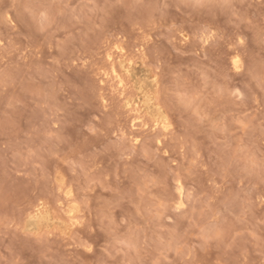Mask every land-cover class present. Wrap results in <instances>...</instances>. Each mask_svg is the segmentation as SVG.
Instances as JSON below:
<instances>
[{"label": "rangeland", "instance_id": "374dc122", "mask_svg": "<svg viewBox=\"0 0 264 264\" xmlns=\"http://www.w3.org/2000/svg\"><path fill=\"white\" fill-rule=\"evenodd\" d=\"M0 264H264V0H0Z\"/></svg>", "mask_w": 264, "mask_h": 264}, {"label": "clouds", "instance_id": "9594fccd", "mask_svg": "<svg viewBox=\"0 0 264 264\" xmlns=\"http://www.w3.org/2000/svg\"><path fill=\"white\" fill-rule=\"evenodd\" d=\"M45 14L49 20H51L55 15L53 9L47 5L44 6V12L41 15H45Z\"/></svg>", "mask_w": 264, "mask_h": 264}, {"label": "snow or ice", "instance_id": "6c2138e0", "mask_svg": "<svg viewBox=\"0 0 264 264\" xmlns=\"http://www.w3.org/2000/svg\"><path fill=\"white\" fill-rule=\"evenodd\" d=\"M241 43H243V41H241ZM233 64H234V66L236 67V70L239 71V70H240V68H239V64H240L239 58L235 59V60L233 61ZM181 206H182V205H181Z\"/></svg>", "mask_w": 264, "mask_h": 264}, {"label": "bare ground", "instance_id": "6f19581e", "mask_svg": "<svg viewBox=\"0 0 264 264\" xmlns=\"http://www.w3.org/2000/svg\"><path fill=\"white\" fill-rule=\"evenodd\" d=\"M125 75H126V74H125ZM132 76H133V75H132ZM134 78H135V76H134ZM122 82H123V81L120 79L119 83L122 84ZM145 101H147V100L145 99ZM145 101H144V103L146 104ZM147 103H148V101H147ZM145 104H144V105H145ZM148 104H149V103H148ZM148 104H146V105L148 106ZM149 106H150V104H149ZM149 106H148V107H149ZM133 110H134V109H133ZM136 110L138 111L139 109L136 108Z\"/></svg>", "mask_w": 264, "mask_h": 264}]
</instances>
